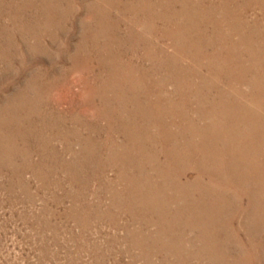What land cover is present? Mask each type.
Wrapping results in <instances>:
<instances>
[{
  "label": "bare ground",
  "instance_id": "6f19581e",
  "mask_svg": "<svg viewBox=\"0 0 264 264\" xmlns=\"http://www.w3.org/2000/svg\"><path fill=\"white\" fill-rule=\"evenodd\" d=\"M2 1L30 52L50 56L46 39L69 41L75 11L59 9L66 0ZM82 8L83 33L57 82L68 88L67 71L79 74L80 103L18 107L29 122L0 130L8 159H20L9 189L28 187L21 179L31 172L40 189L64 191L67 215L83 229L106 219L111 238L143 264H264V0H88ZM250 8L260 16L249 19ZM6 28L0 23V37ZM127 48L133 56L107 58Z\"/></svg>",
  "mask_w": 264,
  "mask_h": 264
},
{
  "label": "rangeland",
  "instance_id": "374dc122",
  "mask_svg": "<svg viewBox=\"0 0 264 264\" xmlns=\"http://www.w3.org/2000/svg\"><path fill=\"white\" fill-rule=\"evenodd\" d=\"M70 1L71 2L67 0L66 2L62 1L59 9L66 11L69 4L73 7L72 9L75 11L72 19L75 23L73 27L74 30H71L69 41H64L63 43L62 39L65 38L63 35H60V39L58 38L56 43H52L49 39H46L44 45L50 56L43 55L38 51L34 53L30 52L28 49L32 47V43L29 40H24L26 38L25 35H23L24 33L19 34L11 31V27L8 26L10 24V22H8L9 12L3 13L0 10V23L7 27V31L4 29V34L0 37V52L3 50L8 54L4 55L7 58L0 56V81H2L0 82V117L2 116L0 118V130L15 125L20 118L23 124L29 122L30 118H26L25 113L20 116L19 112H17L18 107L24 105V101H26L24 105L26 109L25 112L29 110V112L32 113L35 112L37 108H40L43 103L45 107H47L45 104L49 103L48 107L52 111L55 107L52 104L54 102H58L57 104L59 107L67 111L66 109L68 108H66V106H69V101L63 104L61 103L63 99H72L80 103L79 101L83 94V90L81 84L78 82L79 74L67 71L71 74L67 75V81L74 80L68 84V88L66 85L62 86L57 83L58 80H62L63 82L64 75L61 71L71 63L72 55L77 49L75 46L79 43V36L83 33L82 28L77 26V23L85 16L82 10L83 2H88V0ZM92 1L93 0H89V2ZM2 2L5 3L7 0H3ZM99 7L103 10L101 4H99ZM108 13L114 18L118 15L115 10H109ZM260 14L261 12L258 8H250L246 12L249 19L254 16H260ZM10 31L12 37H10V35L7 37V33ZM96 32L99 31H96L95 26H92L91 30H89L91 36H94ZM22 40L25 41V43ZM98 40V43L101 44V39ZM123 47H125L124 44ZM60 49L62 53L58 55V53H60L58 50ZM131 50L129 48L125 50H116L110 53L107 58L112 59L116 53L126 52L123 54V58L125 59L129 56H133ZM141 52H143V48L139 45V48H136L134 53L141 54ZM133 60L135 63H139L137 58H133ZM10 64H13L11 68H9ZM13 68L14 70H12ZM36 75L39 81L43 80L42 82L48 84V88L41 89L42 92L36 88V83L38 81L35 77ZM159 76L161 75L153 74L152 78H158ZM26 96H28L27 99ZM33 108L34 110H32ZM12 111H15L14 114ZM65 111L63 112L65 113ZM54 114L57 118L58 113ZM10 116L12 117L9 118ZM35 117L36 116H34V118ZM67 125H69V123H67ZM54 143L58 145L57 141ZM9 144L10 143L3 141V139H0V264H143L139 260H134L129 251L125 252L124 244L121 243V241H115L111 238L114 230L109 226L106 219H95L91 221V226L88 229H83L79 225L80 223L78 220L80 217L74 220L73 217L71 218V216L67 215L71 206V200H69V198H64V191L62 192V190L57 189L55 192V190L47 191L43 188L40 189L39 181L32 176L31 172H23L21 179L23 180L22 182L25 180L29 182L28 187L11 181L13 185H11L12 187L9 189L8 185L10 184H8V180H12L10 178L13 170L12 167L15 162L16 164L20 162L19 158H16V161H11V158L8 159L9 152L6 150ZM13 145L14 148H16V144H12V146ZM56 173L57 178L63 177L64 172L61 169L57 170ZM106 175L107 177H113L114 170H107ZM91 188L94 187L91 186L90 189ZM64 189H66V183H64ZM53 191L56 197L59 198L58 201L55 200L53 202ZM28 195H32L33 198L29 200L30 197ZM43 214L47 218L43 216ZM41 222H43V224L46 222L47 225L41 227Z\"/></svg>",
  "mask_w": 264,
  "mask_h": 264
}]
</instances>
